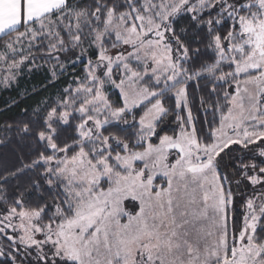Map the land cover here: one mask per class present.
I'll use <instances>...</instances> for the list:
<instances>
[{"label":"snow or ice","instance_id":"1","mask_svg":"<svg viewBox=\"0 0 264 264\" xmlns=\"http://www.w3.org/2000/svg\"><path fill=\"white\" fill-rule=\"evenodd\" d=\"M38 71L0 264H264V0H0V88Z\"/></svg>","mask_w":264,"mask_h":264},{"label":"trees","instance_id":"2","mask_svg":"<svg viewBox=\"0 0 264 264\" xmlns=\"http://www.w3.org/2000/svg\"><path fill=\"white\" fill-rule=\"evenodd\" d=\"M45 76L44 71H38L31 74L25 72V74L20 78L19 85L13 86V88L0 91V124L5 120H10L14 118H19L20 109L25 106L21 104L20 107L11 106L12 101L17 98L19 93H22L24 89L31 90L33 86H40L43 83ZM55 89H49V92H54ZM42 95H48V93H43ZM39 97H37L38 99ZM33 101H26L27 105H31ZM15 143H7L0 145V165L11 166L15 162Z\"/></svg>","mask_w":264,"mask_h":264},{"label":"rangeland","instance_id":"3","mask_svg":"<svg viewBox=\"0 0 264 264\" xmlns=\"http://www.w3.org/2000/svg\"><path fill=\"white\" fill-rule=\"evenodd\" d=\"M2 90V88H0V91Z\"/></svg>","mask_w":264,"mask_h":264}]
</instances>
